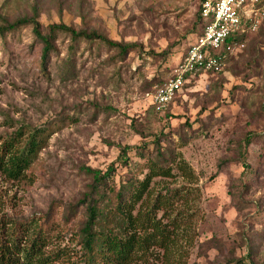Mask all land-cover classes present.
Listing matches in <instances>:
<instances>
[{
	"label": "rangeland",
	"instance_id": "rangeland-1",
	"mask_svg": "<svg viewBox=\"0 0 264 264\" xmlns=\"http://www.w3.org/2000/svg\"><path fill=\"white\" fill-rule=\"evenodd\" d=\"M199 6L0 0V25L36 11L43 32L64 23L120 44L57 31L44 69L31 24L0 34V139L20 126L51 133L28 178L0 174V217L45 221L51 233L40 255L51 260L44 264H81L82 200L93 182L84 167L110 171L115 193L143 179L150 164L172 175L152 179L134 214L166 197L153 213L171 241L167 249H141L125 264H264V17L221 72L194 77L164 107L151 101L154 85L199 31Z\"/></svg>",
	"mask_w": 264,
	"mask_h": 264
},
{
	"label": "trees",
	"instance_id": "trees-1",
	"mask_svg": "<svg viewBox=\"0 0 264 264\" xmlns=\"http://www.w3.org/2000/svg\"><path fill=\"white\" fill-rule=\"evenodd\" d=\"M198 20L199 31L195 35L201 33L204 24L200 16V6ZM23 24L32 25L35 38L42 44L41 59L44 69L56 49L54 42L57 31L69 33L74 40L81 37L100 38L109 44L120 46L95 30L75 29L64 23L49 24L47 31L43 32L36 11L31 16L19 17L12 22L5 21L0 25V34ZM244 36V33H236L227 40L243 42ZM126 47L121 45V50L125 51ZM222 54L223 51L218 52V55ZM228 56L230 54H226L224 62ZM50 134L46 126H34L26 130L20 126L3 137L4 139H0V174L8 180L20 181L28 178L27 171L37 153L46 146ZM124 154L125 147H122L120 157ZM84 170L92 175L93 182L89 185L90 191L82 200L86 203V219L79 230L81 264H125L136 252L152 244L165 249L169 247L170 231L153 213V208L156 211L168 203L167 198L156 196L151 211L143 212L142 215H139L138 211L134 214V210L136 204L148 192L152 179L172 175L170 168L150 164L143 179L137 180L136 183L131 181L130 186L123 185L115 193L114 188L107 185L106 179L110 171L101 172L91 167H84ZM106 187L111 190L110 196ZM105 202L106 208L103 206ZM50 233L51 230L45 226V221L39 217L20 220L0 217V264H44L51 260L48 256L40 255L41 250L49 243ZM57 257L55 255L53 260Z\"/></svg>",
	"mask_w": 264,
	"mask_h": 264
},
{
	"label": "built area",
	"instance_id": "built-area-1",
	"mask_svg": "<svg viewBox=\"0 0 264 264\" xmlns=\"http://www.w3.org/2000/svg\"><path fill=\"white\" fill-rule=\"evenodd\" d=\"M200 16L204 22L201 33L189 42L171 74L154 85L151 101L157 107L166 106L194 77L221 72L226 54L244 45L227 39L258 29L264 17V0H201ZM220 51L222 55H218Z\"/></svg>",
	"mask_w": 264,
	"mask_h": 264
}]
</instances>
